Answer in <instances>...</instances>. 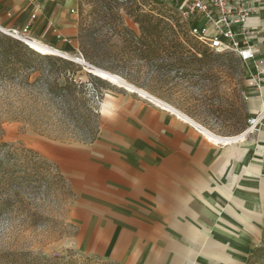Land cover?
Instances as JSON below:
<instances>
[{
    "label": "crops",
    "instance_id": "1",
    "mask_svg": "<svg viewBox=\"0 0 264 264\" xmlns=\"http://www.w3.org/2000/svg\"><path fill=\"white\" fill-rule=\"evenodd\" d=\"M239 1L255 9L250 43L264 59V0ZM36 8L32 37L75 51L78 0H0V23L21 29ZM254 72L252 116L264 112V65ZM109 96L93 141L51 149L73 195L74 247L121 264H246L264 227V123L213 140L135 93Z\"/></svg>",
    "mask_w": 264,
    "mask_h": 264
},
{
    "label": "rangeland",
    "instance_id": "2",
    "mask_svg": "<svg viewBox=\"0 0 264 264\" xmlns=\"http://www.w3.org/2000/svg\"><path fill=\"white\" fill-rule=\"evenodd\" d=\"M184 2L78 0L77 40L80 37L91 46L92 61L84 58L78 46L66 53L43 41L58 50L46 54L83 66L67 97L61 96L63 91L50 94L46 83L55 81L52 76L48 81L39 78L44 67L13 73L0 57V264L110 262L83 254L72 244L76 232L69 219L73 195L50 155L56 144H88L97 137L103 120L100 104L111 93H135L148 99L140 89L215 135L234 137L243 132L252 116L248 67L234 55L211 50L196 39L183 49L163 46L164 21L180 30L179 21L188 33L190 25L203 23V18L183 15ZM136 5L139 10L132 14ZM144 14L152 16L151 33L138 22ZM5 31L10 29L0 23V32L12 38ZM86 63L118 76L137 92L103 76L90 77ZM57 82L67 83L64 76ZM44 160L50 166H42ZM263 232L264 227L258 246Z\"/></svg>",
    "mask_w": 264,
    "mask_h": 264
},
{
    "label": "built area",
    "instance_id": "3",
    "mask_svg": "<svg viewBox=\"0 0 264 264\" xmlns=\"http://www.w3.org/2000/svg\"><path fill=\"white\" fill-rule=\"evenodd\" d=\"M253 11H255L253 7L239 0H185L182 11L187 19L196 17L206 20L204 24L198 22L190 25V35L211 50L219 53L228 52L242 61L250 70L248 82L252 87L259 86L257 72L254 71L259 72V68L264 65V59H256L257 49L250 43L255 31L248 28L247 21ZM37 15L36 8L30 21L21 29H11L5 33L28 44L32 23ZM263 113L249 117L243 132L258 131Z\"/></svg>",
    "mask_w": 264,
    "mask_h": 264
},
{
    "label": "trees",
    "instance_id": "4",
    "mask_svg": "<svg viewBox=\"0 0 264 264\" xmlns=\"http://www.w3.org/2000/svg\"><path fill=\"white\" fill-rule=\"evenodd\" d=\"M135 5V4H134ZM139 10V6H134V9L131 10V13H135ZM144 19L138 20V22L143 24V30L146 32L151 33L152 26H151V18L152 16L149 14L142 15ZM177 21L180 30H176L175 23H170L168 21H164L163 26V42L164 48L167 50L169 45H177L180 48H185V43L189 44L190 41L195 40L193 37L188 33L187 29L180 25ZM196 43H200L197 39L195 40ZM77 44L79 49L81 50L83 56L88 61H92L91 58V46L87 45L85 41H81V38L78 37ZM202 44V43H201ZM29 45L25 42L21 41L20 39L9 37L0 32V57L3 59L5 65H7L8 69H10L13 73L14 72H22L24 70H31L36 72L39 68L44 67L43 74L39 77H45L48 81V77L52 76L54 78V83H46L48 87V91L50 94L57 93L59 91H63L61 96L67 97L68 96V89L70 86L75 85L73 80L75 79L74 76L77 72L83 70V66L79 63L71 59H67L61 56H55L51 54H40L32 50ZM90 46V47H89ZM203 53L206 55L207 50H204ZM198 61L202 62V58H198ZM45 70L48 72L46 75L44 72ZM71 74V75H68ZM90 77H93L91 74H88ZM60 76H64L66 80V85L61 86L58 84L57 80ZM57 90V91H56ZM247 127V125H246ZM244 128V130L246 129ZM243 130V131H244ZM39 162H35L34 164L37 166ZM42 166H50L48 161H42ZM41 165V164H40ZM38 167V166H37ZM59 175L62 177L60 172L58 171ZM264 263V232H263V239L262 243L249 255L246 264H259ZM47 264H60L58 261H51L48 260ZM71 264V263H68ZM101 264H121L118 262L110 261Z\"/></svg>",
    "mask_w": 264,
    "mask_h": 264
},
{
    "label": "bare ground",
    "instance_id": "5",
    "mask_svg": "<svg viewBox=\"0 0 264 264\" xmlns=\"http://www.w3.org/2000/svg\"><path fill=\"white\" fill-rule=\"evenodd\" d=\"M27 43H28V45H30L33 49H35L36 51H38V52H40V53H43V54H46V53H58V50L52 48L51 46H49L48 44L42 42L40 39H38V38H36V37H30V38L27 40ZM86 65H88V64L86 63ZM86 65H85V66H86ZM97 73H98V75L103 76L104 78L109 79V80H111V81H114V82L117 83L118 85L123 86V87L129 89L130 91H135V90H136L133 86L129 85L128 83H126L124 80H122L121 78H119V77L116 76V75L109 74L108 72L103 71V70H101V69H99ZM135 92H137V90H136ZM139 93H140L142 96L147 97V98L150 99L151 101H154L155 103H157V104H159V105H162L163 107L169 108V109L175 111L176 113H178V114L181 115V116H184L185 119L187 118V119L191 120V119L188 118L187 116L181 114L179 111L173 109L171 106L165 104L164 102H162V101L156 99V98L153 97V96L148 95L147 93H145L144 91H142V90H140V89H139ZM262 117H263V120H264V114H262ZM263 120H262V121H263ZM192 121H193V120H192ZM200 127H201V126H200ZM201 129H202V130H203V131L209 136V138L211 137V139H213V140H219V139L221 140V139H222V140L228 142V141H230V140H232V139H234V138H242V137H243L242 135H240V137H235V136H234V137H222V136H218V135H215V134L211 133L210 131H208L207 129H205V128H203V127H201ZM243 138H244V137H243ZM232 141H233V140H232ZM217 143H219V142H217ZM222 143H223V142H222ZM224 143H225V142H224ZM224 143H223V144H224ZM225 144H226V143H225Z\"/></svg>",
    "mask_w": 264,
    "mask_h": 264
},
{
    "label": "water",
    "instance_id": "6",
    "mask_svg": "<svg viewBox=\"0 0 264 264\" xmlns=\"http://www.w3.org/2000/svg\"><path fill=\"white\" fill-rule=\"evenodd\" d=\"M98 68H96L95 66H92V65H87V71H88V73H90V74H93V75H96V76H100V75H98Z\"/></svg>",
    "mask_w": 264,
    "mask_h": 264
}]
</instances>
